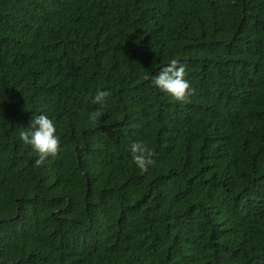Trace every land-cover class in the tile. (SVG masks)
<instances>
[{
  "label": "trees",
  "instance_id": "16d2710c",
  "mask_svg": "<svg viewBox=\"0 0 264 264\" xmlns=\"http://www.w3.org/2000/svg\"><path fill=\"white\" fill-rule=\"evenodd\" d=\"M0 264H264V0H0Z\"/></svg>",
  "mask_w": 264,
  "mask_h": 264
},
{
  "label": "clouds",
  "instance_id": "9594fccd",
  "mask_svg": "<svg viewBox=\"0 0 264 264\" xmlns=\"http://www.w3.org/2000/svg\"><path fill=\"white\" fill-rule=\"evenodd\" d=\"M185 65L175 58L168 60L166 64L160 67L158 72L152 77V85L159 91L166 93L175 100H183L194 90L185 79ZM109 96L108 90L95 91L91 96L90 103L99 105L87 114L90 122H97L101 115V109L104 107ZM19 139L31 147L37 154L34 161L39 166L47 156H54L58 151L59 137L56 134V126L53 120L44 112L32 116L29 125L21 128L18 133ZM131 160L141 171H144L153 163L151 158L152 151L142 141H132L129 144Z\"/></svg>",
  "mask_w": 264,
  "mask_h": 264
}]
</instances>
